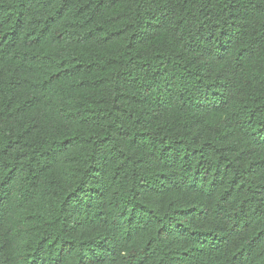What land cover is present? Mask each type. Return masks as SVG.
<instances>
[{
	"label": "trees",
	"instance_id": "obj_1",
	"mask_svg": "<svg viewBox=\"0 0 264 264\" xmlns=\"http://www.w3.org/2000/svg\"><path fill=\"white\" fill-rule=\"evenodd\" d=\"M0 264H264V0H0Z\"/></svg>",
	"mask_w": 264,
	"mask_h": 264
}]
</instances>
